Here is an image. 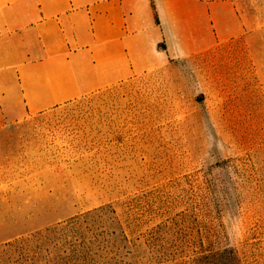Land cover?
<instances>
[{
  "label": "rangeland",
  "instance_id": "obj_1",
  "mask_svg": "<svg viewBox=\"0 0 264 264\" xmlns=\"http://www.w3.org/2000/svg\"><path fill=\"white\" fill-rule=\"evenodd\" d=\"M236 8L238 36L0 124V264H196L203 238L264 264V0Z\"/></svg>",
  "mask_w": 264,
  "mask_h": 264
},
{
  "label": "crops",
  "instance_id": "obj_2",
  "mask_svg": "<svg viewBox=\"0 0 264 264\" xmlns=\"http://www.w3.org/2000/svg\"><path fill=\"white\" fill-rule=\"evenodd\" d=\"M237 0H0V124L238 36Z\"/></svg>",
  "mask_w": 264,
  "mask_h": 264
},
{
  "label": "trees",
  "instance_id": "obj_3",
  "mask_svg": "<svg viewBox=\"0 0 264 264\" xmlns=\"http://www.w3.org/2000/svg\"><path fill=\"white\" fill-rule=\"evenodd\" d=\"M111 209V212L115 214V219H117V221L119 222V217L117 216L116 209ZM76 223L77 222H75V224ZM41 238L47 239L46 236L38 237L37 235H33L32 237H26L17 241L16 245L12 243L9 245L13 247L12 249H14L15 251L18 250L22 255L28 256L27 254L30 252V247L36 246L37 241ZM40 242L48 243L47 241L43 240H40ZM212 243L214 242H209V240H205L204 238L202 240H199L198 245L195 246L196 258L194 262L196 264H243L242 259L240 258L239 253L236 249L229 246L224 248H211L210 244ZM52 258H54V256Z\"/></svg>",
  "mask_w": 264,
  "mask_h": 264
}]
</instances>
